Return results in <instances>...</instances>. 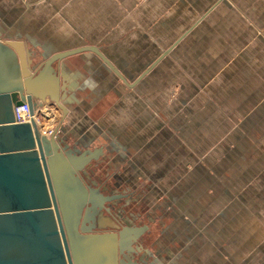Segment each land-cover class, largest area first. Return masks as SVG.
<instances>
[{"label":"crops","instance_id":"1","mask_svg":"<svg viewBox=\"0 0 264 264\" xmlns=\"http://www.w3.org/2000/svg\"><path fill=\"white\" fill-rule=\"evenodd\" d=\"M0 36L22 39L30 53L41 55L94 44L129 81L155 62L129 87L93 51L62 60L57 73L67 85L62 99L67 112L63 116L54 103H46L49 129L58 126L59 136L76 149L100 148L94 161L106 156L107 140L135 155L140 165L145 157L168 163L176 152L190 153L192 141L208 136V124L200 120L194 135L189 119L183 123L187 135L176 133L173 118L153 127L157 95L167 96V108L172 103L174 109L175 99L168 95L179 90L189 96L193 85L206 94L208 79L215 78L224 89L217 99L229 95L231 109L240 111L228 122L231 147L240 138L260 143L254 151L218 150L216 157L232 159L227 173L238 175L239 183L264 164V134L262 139L254 134L264 129V0H0ZM95 140L99 143H86ZM245 156L248 164L241 162ZM217 164L220 174L224 163ZM259 174L263 180L264 171ZM215 185L223 200L228 184L216 180ZM200 255L194 252L187 264H203Z\"/></svg>","mask_w":264,"mask_h":264},{"label":"rangeland","instance_id":"2","mask_svg":"<svg viewBox=\"0 0 264 264\" xmlns=\"http://www.w3.org/2000/svg\"><path fill=\"white\" fill-rule=\"evenodd\" d=\"M31 54L35 62L42 57L37 51ZM214 79H208L206 94L193 85L189 96L179 90L177 94L168 95L170 101L175 99L174 109L172 103L167 108V96L157 95L160 109L153 114V127L162 126L163 120L166 124L167 119L173 118L176 133L185 130L187 135V126H183L185 120L186 125L188 119L191 121L192 134L199 129L200 120L208 124V136L203 141H192L190 153L188 150L176 152V157L172 156L168 163L156 155L145 157L141 166L135 155L127 156L107 140L106 156L87 165L93 176L106 180L112 189L131 192L130 197L117 202L116 209L122 222L131 219L149 224V230L142 236L143 244L152 252L146 259L147 264H187L194 252L201 253L203 264L210 261L264 264V179L261 180L259 174L264 171V164L252 168L255 174L246 175L249 180L239 183L238 175L227 173L232 169V159L227 155L216 157L218 150L240 147L254 151L260 143L248 144L246 139L240 138L243 141H236L234 148L231 147L228 122L240 111L231 109L229 95L217 99L221 98L222 88H217ZM221 105L224 109H219ZM44 106L48 115L37 110L36 118L39 129L48 134L52 129L47 122L50 108L46 103ZM253 129L252 126L250 130L254 133ZM254 134L262 139L264 129L256 128ZM86 143L94 145L99 140ZM250 160L245 156V161L241 162L248 164ZM217 162L224 163L218 166L222 169L220 174H217ZM216 180L227 183L230 188L228 192L224 190L223 200L218 196L220 189L215 185ZM112 226L105 224L103 228ZM207 251L209 254L205 256Z\"/></svg>","mask_w":264,"mask_h":264},{"label":"water","instance_id":"3","mask_svg":"<svg viewBox=\"0 0 264 264\" xmlns=\"http://www.w3.org/2000/svg\"><path fill=\"white\" fill-rule=\"evenodd\" d=\"M87 50L129 87L155 64L129 81L94 44L42 54L35 62L22 39L0 36V264H126L119 256L124 245L147 227L94 230L90 207L123 196L104 194L79 174L87 175L100 148L71 147L58 126L47 134L34 118L37 100L66 114L67 85L57 69L65 57ZM25 101L31 117L16 121L14 106Z\"/></svg>","mask_w":264,"mask_h":264},{"label":"flooded vegetation","instance_id":"4","mask_svg":"<svg viewBox=\"0 0 264 264\" xmlns=\"http://www.w3.org/2000/svg\"><path fill=\"white\" fill-rule=\"evenodd\" d=\"M87 175L81 171L79 174L83 177L85 182L89 183L91 186H95L104 194H122L123 196L112 199L111 201H105L100 208L90 207L87 218L90 222H93V229L96 231H118L124 226H141L146 224V229L140 233L135 240H132L129 244L124 245L123 254H119L123 258L126 264H147V258L152 256L151 251L148 246L143 244L142 236L149 230V224L143 221H135L131 219H124L121 221L122 216L119 215L120 212L116 209L117 202L130 197V192L114 190L108 186L106 180L97 179L95 176L92 177L91 172L88 167L85 168ZM113 225L111 228H103L104 225ZM142 254L139 255V252Z\"/></svg>","mask_w":264,"mask_h":264},{"label":"built area","instance_id":"5","mask_svg":"<svg viewBox=\"0 0 264 264\" xmlns=\"http://www.w3.org/2000/svg\"><path fill=\"white\" fill-rule=\"evenodd\" d=\"M13 111H14V118L16 121H28L31 117L29 113V107L26 101L20 105L14 106ZM35 119L37 120L36 114H35Z\"/></svg>","mask_w":264,"mask_h":264},{"label":"bare ground","instance_id":"6","mask_svg":"<svg viewBox=\"0 0 264 264\" xmlns=\"http://www.w3.org/2000/svg\"><path fill=\"white\" fill-rule=\"evenodd\" d=\"M43 103H46V102H43ZM39 104H42V103H40L38 100L36 101V108H35V111L37 112V110H40V111H42L43 112V114L45 113L46 115H48V112H47V109L45 108V106L43 107L42 106V108L40 107V109L38 108V106H39ZM38 108V109H37ZM35 114L36 113H34V118H35ZM92 161H94V160H92ZM91 161V162H92Z\"/></svg>","mask_w":264,"mask_h":264}]
</instances>
